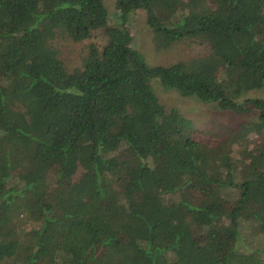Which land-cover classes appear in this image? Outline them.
<instances>
[{
	"label": "trees",
	"instance_id": "trees-1",
	"mask_svg": "<svg viewBox=\"0 0 264 264\" xmlns=\"http://www.w3.org/2000/svg\"><path fill=\"white\" fill-rule=\"evenodd\" d=\"M115 9L119 27L103 0H0V264H264V99L240 101L264 88V0ZM138 11L157 50L206 55L149 67ZM99 30L70 72L56 39ZM153 81L255 120L201 143Z\"/></svg>",
	"mask_w": 264,
	"mask_h": 264
},
{
	"label": "rangeland",
	"instance_id": "rangeland-1",
	"mask_svg": "<svg viewBox=\"0 0 264 264\" xmlns=\"http://www.w3.org/2000/svg\"><path fill=\"white\" fill-rule=\"evenodd\" d=\"M107 12V25L119 27L115 0H103ZM133 35L132 47L143 57L149 67H167L179 61H186L206 55V49L199 45L177 43L166 50H157L153 42V34L146 24L145 14L138 11L133 14L128 23ZM90 43L102 47L105 43L102 30L93 33L92 38L74 43L68 38H57L55 46L59 56L70 72L81 71L86 47ZM153 92L159 102L167 109L174 108L185 118L195 131L194 138L204 144L215 145L226 138L235 128L246 122L255 120L254 114H237L230 110H222L214 103H203L195 98L183 97L175 90L163 88L157 81L152 82ZM243 99H264V88L246 92ZM252 140L255 137H251ZM22 218H20L21 220ZM31 223L21 220L20 228L27 231Z\"/></svg>",
	"mask_w": 264,
	"mask_h": 264
}]
</instances>
